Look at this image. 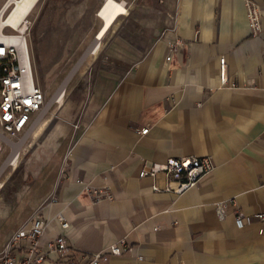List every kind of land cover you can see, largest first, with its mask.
<instances>
[{
    "label": "crops",
    "instance_id": "crops-1",
    "mask_svg": "<svg viewBox=\"0 0 264 264\" xmlns=\"http://www.w3.org/2000/svg\"><path fill=\"white\" fill-rule=\"evenodd\" d=\"M116 1L125 2L126 12L101 39L112 31L106 47L117 59L131 36L125 33L145 25L137 57L9 222L11 200L25 194L82 106L61 104L41 142L22 156L21 170L8 175L0 221L12 230L0 249L34 213L47 222L42 249L59 232L57 215L67 222L63 234L70 251L101 250L119 239L131 245L107 264H264V0H250L260 12L254 36L244 0ZM100 26L101 21L97 31ZM97 31L93 42L101 41ZM220 57L226 86L218 81ZM143 127L146 132L139 134ZM199 156L211 159L212 171L179 195L151 190L152 183L163 185L161 174L136 176L143 163ZM91 189L108 190L111 198L94 200ZM225 200L230 202L219 215L214 205ZM236 211L248 218L240 228L233 223ZM257 213L261 220L253 217ZM40 264L61 263L48 253Z\"/></svg>",
    "mask_w": 264,
    "mask_h": 264
},
{
    "label": "rangeland",
    "instance_id": "rangeland-1",
    "mask_svg": "<svg viewBox=\"0 0 264 264\" xmlns=\"http://www.w3.org/2000/svg\"><path fill=\"white\" fill-rule=\"evenodd\" d=\"M4 1L0 0V6ZM101 4L102 0H38L28 16L29 27L25 31V36L31 68L35 83L45 92L46 106L42 114L35 117L31 130L23 136V143L19 148L21 157L17 161V166L13 168L8 164L11 157L8 158L9 150H5L0 158L1 203L8 191L4 183L8 175L12 170H21L22 156L25 157L26 154L31 153L41 142L56 114H59V108L65 104L74 106L75 110L81 106L82 108L75 124L65 132L54 155H50L38 169L37 175L29 180L25 194L22 196L19 194L11 200L12 210L6 219L8 222L36 193L46 176L45 173L51 170L55 157L60 150L67 148L77 133L76 126H80L85 121L103 93L137 57L134 54L135 47L147 35L145 25L135 34L126 32L127 36L131 35L130 39L125 47L120 49L122 52L115 59L106 47L112 32L109 31V34L101 39L97 54H93L97 44L96 41L93 42V39L100 25V20L95 14ZM122 19L120 17L117 20L115 27L122 24ZM127 23L129 28L133 27L131 21ZM100 71L105 73L92 87ZM59 98L63 101L60 107L57 102ZM8 229L12 230L6 222L3 223L1 220L0 243Z\"/></svg>",
    "mask_w": 264,
    "mask_h": 264
},
{
    "label": "built area",
    "instance_id": "built-area-1",
    "mask_svg": "<svg viewBox=\"0 0 264 264\" xmlns=\"http://www.w3.org/2000/svg\"><path fill=\"white\" fill-rule=\"evenodd\" d=\"M14 6L13 0H5L0 6V158L5 150H9V158L21 147L23 136L31 130L35 117L42 114L46 106L45 92L32 77L25 36V31L29 27L28 17L24 16L17 26L8 21ZM244 6L249 33L254 36L260 31V12L250 0H244ZM177 43L176 40L173 42ZM218 81L220 86L228 85L222 57L218 58ZM146 130V127L140 128L138 133L144 134ZM212 169L213 163L208 156L166 158L161 163H143L136 176L154 178L155 175L161 174L163 185L158 187L152 183L151 190L179 195L208 175ZM90 194L94 200L111 198L110 192L103 189H91ZM229 202L230 200L217 202L214 205L216 212L221 215ZM253 217L261 220L263 215L257 213ZM55 219L59 232L47 240L44 244L45 249H42L39 242L46 230L47 222L39 215L33 214L26 223L14 231L5 252L0 257V264H40L48 253L54 254L56 261L61 264H107L109 257L122 255L131 249L128 242L119 239L101 250L70 251L63 234L67 222L60 215ZM247 221L248 218L241 212L234 213L233 223L236 228H240ZM261 232L262 228H259L257 233ZM18 247L24 250L23 254H15L14 250ZM136 258L139 259V256Z\"/></svg>",
    "mask_w": 264,
    "mask_h": 264
},
{
    "label": "bare ground",
    "instance_id": "bare-ground-1",
    "mask_svg": "<svg viewBox=\"0 0 264 264\" xmlns=\"http://www.w3.org/2000/svg\"><path fill=\"white\" fill-rule=\"evenodd\" d=\"M15 2V6L13 9L12 14L10 15L8 21L14 25L17 26L19 21L24 17H28L31 11L34 9L36 3L38 0H13ZM125 2L123 1H116V0H103L101 6L99 7L96 15L101 21V26L99 30L97 31V36L95 37L96 40H100L101 37L106 33L107 29L114 23L115 18L118 15H121L126 12V9L124 8ZM97 44L94 47L93 54H97V50L99 48V41H96ZM32 71V68H31ZM33 77V72H32ZM34 79V77H33ZM58 106L62 104L63 101L60 100V98L57 100ZM45 122V121H44ZM43 122V123H44ZM42 127V126H41ZM77 128V126H76ZM43 129V128H42ZM39 132V131H38ZM17 155V156H15ZM21 155V149L15 150L11 157L8 160V164L12 165L13 168L17 166V161L20 159ZM2 187V183H0V189ZM34 214V213H33ZM14 233V232H13ZM12 234L9 235V237L5 240L3 243L1 249H0V257L5 252L7 245L12 237Z\"/></svg>",
    "mask_w": 264,
    "mask_h": 264
}]
</instances>
